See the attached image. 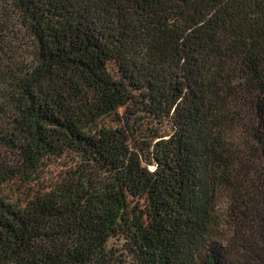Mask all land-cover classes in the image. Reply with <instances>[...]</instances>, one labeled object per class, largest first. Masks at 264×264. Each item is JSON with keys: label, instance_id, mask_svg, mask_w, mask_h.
<instances>
[{"label": "trees", "instance_id": "trees-1", "mask_svg": "<svg viewBox=\"0 0 264 264\" xmlns=\"http://www.w3.org/2000/svg\"><path fill=\"white\" fill-rule=\"evenodd\" d=\"M129 104L174 130L155 186L97 130ZM0 148L30 172L80 161L25 200L0 165V264H116L118 236L138 264H264V0H0ZM131 181L168 200L156 249L126 214Z\"/></svg>", "mask_w": 264, "mask_h": 264}, {"label": "rangeland", "instance_id": "rangeland-1", "mask_svg": "<svg viewBox=\"0 0 264 264\" xmlns=\"http://www.w3.org/2000/svg\"><path fill=\"white\" fill-rule=\"evenodd\" d=\"M6 8L12 12L15 21L16 14L13 8H9L7 5ZM197 20L198 16L190 13L178 23V46L185 44L188 29ZM186 92L187 90L184 91V93ZM97 130L114 135L112 151L126 174H134L136 171L138 172L136 177L140 175L144 177L142 182L146 179L148 185L155 186L153 181L163 169L162 167L158 168L155 172V166L149 165L150 158L152 154H165V148H169L174 134L170 123H155L139 112L137 106L129 104L118 109L111 116L102 119ZM152 135H155L157 139L152 140ZM156 143L159 144L158 148L156 146L158 150H155ZM147 145L148 150L146 149ZM79 163L76 156L66 154L59 158L44 160L36 170L30 172L23 168L16 153L0 148V165L19 170L20 178L25 182H14L16 187L11 188L21 200L27 199L28 196L48 193L66 175L75 172ZM139 185L138 182L131 181L125 190L126 214L132 225L145 232L148 247L156 249L158 243L162 242L168 233L170 206L162 191L153 193L150 189L147 190V195L142 196L139 193L142 187ZM126 245L122 237L118 236L109 241L107 249L117 259L116 264H138L137 260L125 250Z\"/></svg>", "mask_w": 264, "mask_h": 264}]
</instances>
